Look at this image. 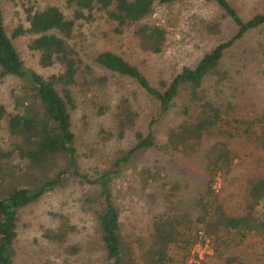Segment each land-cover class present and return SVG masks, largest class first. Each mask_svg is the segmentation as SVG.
<instances>
[{
    "label": "trees",
    "instance_id": "16d2710c",
    "mask_svg": "<svg viewBox=\"0 0 264 264\" xmlns=\"http://www.w3.org/2000/svg\"><path fill=\"white\" fill-rule=\"evenodd\" d=\"M4 1H11L21 10L16 12L18 21H10V31L2 10ZM175 1L63 0L62 6H39L31 1L0 0V79L19 80L9 109L0 104V127L10 141L9 147L0 143V264H13L22 210L71 181L80 185L69 205L71 210L50 211L52 217L36 235V241L54 247L63 263L69 264L70 255L80 254L83 244L74 236L85 234L101 244L104 264H190L194 246L207 240L213 254L206 260L264 264V249L251 256L245 255L240 246L251 235H256L261 244L264 241V172L237 188L231 204L220 198L215 188L216 180L224 177L240 157L233 141L252 144L259 152L257 159L264 161V110L256 116L234 115L230 104H223L219 90L210 92L203 86L210 76L215 84L226 79L227 73L220 67L224 52L248 32L264 27V13L243 19L230 0H206L219 10V19L210 29L219 33L220 21L227 19L236 27L235 34L213 45L195 65L159 76L156 83L121 54L104 50L85 62L71 45L78 24L103 19L114 35L131 34L132 42L143 54L161 56L168 32L153 20V14L157 6ZM12 17L16 18L14 11ZM16 38L37 54V64L50 74L25 67L14 43ZM95 66L105 74H96ZM107 74L135 84L157 103L161 114L171 110L182 86L188 87V98L198 108L193 116L190 106L183 105L181 118L160 139L152 132L154 119L146 133L139 127L140 115L133 103L137 92L120 93L112 104L95 105L99 116L113 109L114 128L108 136L132 140V146L120 151L109 169L83 173L78 165L71 111L77 107V93L96 85L104 88ZM140 150L172 157L182 161L180 164L191 160L196 163L199 177L189 180L165 166L142 165L136 173L141 183L138 192L151 217L149 232L138 238L134 252L120 234L112 180ZM158 174L169 181L159 184Z\"/></svg>",
    "mask_w": 264,
    "mask_h": 264
},
{
    "label": "rangeland",
    "instance_id": "374dc122",
    "mask_svg": "<svg viewBox=\"0 0 264 264\" xmlns=\"http://www.w3.org/2000/svg\"><path fill=\"white\" fill-rule=\"evenodd\" d=\"M18 2L31 1L39 6L56 4L62 6L63 0H17ZM243 19L249 18L254 13H264V0H230ZM63 9V8H62ZM2 10L6 29L10 31V21L17 20L18 8L11 1L2 3ZM15 12L16 18L13 16ZM14 18V19H13ZM219 19V10L206 0H176L171 5L156 7L153 20L164 26L168 32L165 52L161 56L143 54L135 47L131 34L114 35L109 30L103 19L82 22L75 27L71 45L78 56L85 62L93 60L94 56L104 50L121 54L130 63L156 83L159 76H168L171 72L177 73L182 66H193L204 52L215 44L225 41L236 32V27L227 19L220 21L221 31L218 33L210 29ZM15 45L26 68L34 69L39 73L48 75L51 71L44 70L37 64V54L28 49L21 38L15 39ZM220 67L226 71V79L218 84L213 83L212 76L207 77L203 86L210 92L219 90L224 99L223 104L229 103L234 115L256 116L264 110V27L248 32L241 39L228 48L220 62ZM94 72L104 75L105 72L98 66ZM104 88L98 85L77 93V107L71 111L72 129L75 134V147L79 169L83 173L107 170L111 162L120 151H126L132 146V140H116L108 136L113 131V109L106 114H96L97 104H112L115 96L120 93H132L138 96L133 103L139 112V127L146 133L150 120L152 132L160 139L168 128L181 118V107L190 106L194 116L197 104L188 98V87L182 86L175 99L174 106L166 114H161L157 103L150 97L141 93L135 84L124 80L117 75H108ZM19 80L16 78L0 79V104L8 109L11 105L12 91L17 88ZM0 127V143L10 146L8 137ZM151 131V130H150ZM211 141L208 142L210 144ZM240 157L235 159L232 169L216 180L215 188L220 198L226 202H233V194L237 188L245 185L248 179L258 177L264 172V161L257 159V152L253 145L247 141H233ZM253 154L254 157H251ZM259 154V152H258ZM167 158L148 150H140L133 154L129 161L119 168V174L112 180L114 205L120 215V234L126 242L137 252L138 238H144L149 232L150 212L148 207L140 201L138 187L140 181L136 180V173L142 165L151 167H166L174 174H185V178L198 179L199 172L196 163L191 160L183 161ZM170 173V174H171ZM173 177L174 175L171 174ZM157 182L160 184L167 180L159 175ZM137 181V182H136ZM65 188L50 192L39 202L25 207L18 222V236L15 239V256L13 264H68L63 263L62 256L49 243L36 241L37 231L43 223L48 222L49 212L52 214L58 208L70 211L69 205L76 198L80 185L71 181ZM194 185L191 189L194 190ZM157 189V187H156ZM64 208V209H63ZM65 211V210H64ZM75 216L74 218H76ZM50 222H53L50 219ZM201 235V234H200ZM82 250L77 256L67 257L69 264H104L101 244L96 238L78 235ZM263 241V240H262ZM245 255H257L264 249L256 235L240 244ZM247 249V250H246ZM193 257L190 264H222L221 261L206 256H211L213 250L207 240L196 244L192 250ZM194 255L197 256L194 258ZM205 260L203 263H201Z\"/></svg>",
    "mask_w": 264,
    "mask_h": 264
}]
</instances>
